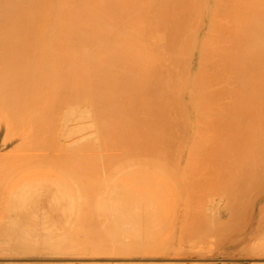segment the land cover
Here are the masks:
<instances>
[{
    "label": "bare ground",
    "instance_id": "1",
    "mask_svg": "<svg viewBox=\"0 0 264 264\" xmlns=\"http://www.w3.org/2000/svg\"><path fill=\"white\" fill-rule=\"evenodd\" d=\"M1 91H8L11 100L23 91L21 101L35 91H79L81 95L71 96L81 104L153 105L155 116L187 122L194 138L190 145L194 149L200 139L201 150L210 156L204 161L210 168H224L228 146L221 140H233L230 159L235 170L244 173L264 166V0H0ZM0 95L4 106L8 94ZM75 111L68 113L71 120H83L89 112ZM23 153L8 154L10 164L12 156L21 160ZM242 175L234 178L236 183L245 179ZM43 188L37 199L49 204L45 219L51 229L60 212L69 219L76 213L75 199L68 186L58 192ZM125 189L126 209L116 205L108 209L110 227L118 235L121 225L134 219V204L140 196L152 198L147 191L138 195L129 186ZM28 190L34 195L32 185L22 189ZM110 197L123 199L116 191ZM35 200L31 197L29 210L38 218L42 213ZM147 219L153 226L154 219ZM9 228L16 231L12 225ZM37 236L32 234L26 251L41 250ZM116 245L118 251L135 249L121 239ZM152 256L78 259L138 264L193 260L188 252L176 250ZM65 259L74 258L37 260ZM4 260L26 259L0 258Z\"/></svg>",
    "mask_w": 264,
    "mask_h": 264
},
{
    "label": "rangeland",
    "instance_id": "2",
    "mask_svg": "<svg viewBox=\"0 0 264 264\" xmlns=\"http://www.w3.org/2000/svg\"><path fill=\"white\" fill-rule=\"evenodd\" d=\"M21 92L13 100L8 91L0 93H7L2 99L10 100L0 104V258L26 260L0 264H138L78 258L153 257L166 250L188 252L193 260L181 264H264L258 259L264 258V166L237 172L230 159L233 140L222 138L221 143L228 146L224 168L213 169L204 162L210 156L201 150L200 139L194 149L190 145L194 138L187 122L159 118L153 105L81 104L71 96L81 95L79 91H35L21 101ZM84 109L89 110L85 119H70L71 110ZM22 149L25 157L15 156L14 161L17 158L12 156L10 164L8 154L23 153ZM238 174H244L241 183L234 180ZM42 175L50 176L29 177ZM62 180L75 199L76 213L69 219L60 212L49 233L37 236L41 250L30 253L25 248L33 238L18 233L6 213L9 192L21 181L16 195L32 185L35 196L31 194L30 199L36 198L34 204L46 217L49 204L37 199V193L46 186L60 191L67 186ZM128 186L133 193L147 191L152 198L149 202L140 196L134 204V219L121 225L118 235L110 227L108 209L113 205L126 209L123 193ZM114 191L123 199H111ZM150 216L153 226L146 223ZM119 239L135 249L115 250ZM66 256L74 259L37 260Z\"/></svg>",
    "mask_w": 264,
    "mask_h": 264
},
{
    "label": "crops",
    "instance_id": "3",
    "mask_svg": "<svg viewBox=\"0 0 264 264\" xmlns=\"http://www.w3.org/2000/svg\"><path fill=\"white\" fill-rule=\"evenodd\" d=\"M50 175H42V176H29V177H48ZM54 176V175H52ZM27 177V178H29ZM59 179L58 176H55ZM25 178L23 179V181ZM61 180V178H60ZM15 184L7 197L6 200V213L8 218L10 219L14 228L20 233L22 236L31 238L32 234H36L40 237H45L49 233L48 229V221H46L44 214L37 218L34 214H30V192L21 191L18 195L15 192V187H18L22 182ZM65 185V181L62 180ZM17 191V190H16ZM73 191V190H72ZM74 193V192H73ZM44 204V203H43ZM45 206V205H44Z\"/></svg>",
    "mask_w": 264,
    "mask_h": 264
}]
</instances>
